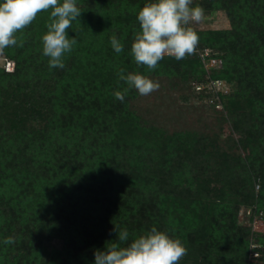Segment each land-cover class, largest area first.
<instances>
[{
  "label": "trees",
  "instance_id": "16d2710c",
  "mask_svg": "<svg viewBox=\"0 0 264 264\" xmlns=\"http://www.w3.org/2000/svg\"><path fill=\"white\" fill-rule=\"evenodd\" d=\"M147 2L77 0L82 13L68 29L77 43L63 69L42 53L50 12L2 52L15 67L0 65V264H94L115 226L128 230L126 243L153 226L180 239L179 264H264V230L239 219L242 208L264 219V0H193L204 15L223 11L229 26L193 23L195 52L165 56L154 71L130 54ZM205 48L217 59L209 70ZM120 69L206 100L229 135L151 121L135 89L124 102L113 95L127 87ZM210 77L229 91L196 89ZM9 236L16 242L5 245ZM252 240L261 247L250 260Z\"/></svg>",
  "mask_w": 264,
  "mask_h": 264
},
{
  "label": "clouds",
  "instance_id": "9594fccd",
  "mask_svg": "<svg viewBox=\"0 0 264 264\" xmlns=\"http://www.w3.org/2000/svg\"><path fill=\"white\" fill-rule=\"evenodd\" d=\"M193 0H149L138 11L139 31L134 34L130 54L137 66L154 71L165 56L176 60L193 54L199 44V36L191 26L204 19V9L193 7ZM50 12L47 31L42 35V53L48 57L49 68L65 67L64 56L71 53L77 43L69 38L68 29L80 17L82 11L77 0H0V52L18 44L17 33L30 26L39 13ZM113 50L119 54L124 45L113 35ZM22 46V44H21ZM119 80L127 87L113 95L121 102L131 89L141 96L158 91L160 84L139 72L124 74L119 70ZM114 231L115 242L107 243L104 250H96L94 264H179L187 255V248L178 238H173L153 226L149 231L129 241L126 228ZM15 238L6 237L5 245L14 244ZM126 244V246H121Z\"/></svg>",
  "mask_w": 264,
  "mask_h": 264
},
{
  "label": "rangeland",
  "instance_id": "374dc122",
  "mask_svg": "<svg viewBox=\"0 0 264 264\" xmlns=\"http://www.w3.org/2000/svg\"><path fill=\"white\" fill-rule=\"evenodd\" d=\"M198 24L222 28L229 26V20L223 11H217L204 15V19ZM160 88L148 96H141L139 108L148 118L168 129L181 128L202 132L203 134L223 133L222 137L229 135L226 125L221 130L222 120L217 119L218 110L213 108L206 100L190 95L187 100L177 87L166 80H158ZM230 89V88H229ZM228 145L230 144L229 141ZM245 208L239 213V219L243 222L246 216ZM55 244H58L55 242Z\"/></svg>",
  "mask_w": 264,
  "mask_h": 264
},
{
  "label": "built area",
  "instance_id": "2783aa9c",
  "mask_svg": "<svg viewBox=\"0 0 264 264\" xmlns=\"http://www.w3.org/2000/svg\"><path fill=\"white\" fill-rule=\"evenodd\" d=\"M199 55L203 60L204 66L207 70L214 67L217 63V59L213 56H211V51L208 48H205L203 51H199ZM0 65L5 68L6 71H13L15 67V62L3 55L2 52H0ZM209 88V90L218 93L219 91L227 92L229 91V85L224 79L221 78H212L210 77L209 81L205 84H197L196 89L201 90L202 88ZM218 106V105H217ZM260 188V184L256 183V189L258 190ZM246 212V210H245ZM248 214L251 213V211L248 209ZM262 212L258 214H255L253 216V219H245L246 224L252 226L254 231H260L264 230V219L261 218ZM259 247H261V244L257 243L256 241L252 240L251 242V248L249 252V259L253 260L255 257L260 255ZM182 264H199L195 262H183Z\"/></svg>",
  "mask_w": 264,
  "mask_h": 264
}]
</instances>
